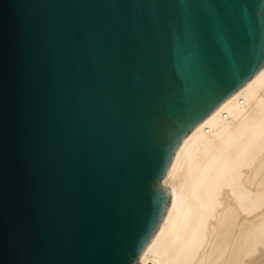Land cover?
<instances>
[{
    "label": "water",
    "instance_id": "95a60500",
    "mask_svg": "<svg viewBox=\"0 0 264 264\" xmlns=\"http://www.w3.org/2000/svg\"><path fill=\"white\" fill-rule=\"evenodd\" d=\"M264 67V0H0V264H142L186 137Z\"/></svg>",
    "mask_w": 264,
    "mask_h": 264
},
{
    "label": "bare ground",
    "instance_id": "6f19581e",
    "mask_svg": "<svg viewBox=\"0 0 264 264\" xmlns=\"http://www.w3.org/2000/svg\"><path fill=\"white\" fill-rule=\"evenodd\" d=\"M142 264H264V67L182 142Z\"/></svg>",
    "mask_w": 264,
    "mask_h": 264
}]
</instances>
